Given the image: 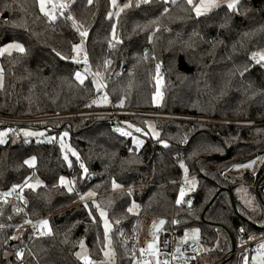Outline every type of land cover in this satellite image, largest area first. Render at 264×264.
<instances>
[{
	"label": "trees",
	"instance_id": "1",
	"mask_svg": "<svg viewBox=\"0 0 264 264\" xmlns=\"http://www.w3.org/2000/svg\"><path fill=\"white\" fill-rule=\"evenodd\" d=\"M127 2L117 0V5L123 8ZM131 4L119 16H109L116 8L111 0H74L51 20L37 0H0V45L20 42L25 48L0 58V111L33 116L113 103L226 118L242 125L135 120L132 124L147 135L140 145L114 130L107 118L0 125V130H13L0 144V191L20 185L14 191L24 203L19 212L12 211L11 202L0 204V264H14V252L25 244L26 264H85L76 255L82 240L94 264L103 260L101 221L79 202L89 190L97 192L113 225L115 264H130L119 236L134 230L144 216L167 218L169 223L175 219L178 231L198 229L208 249L202 253L203 264L230 253L241 229L246 234L264 232V160L256 175L246 172L240 179L223 174L264 154V67L251 59L252 53L264 50V0H239L232 10L220 5L201 16L186 0ZM77 28L88 33L79 63L70 58L72 45L81 42ZM113 31L118 39H113ZM84 53L92 76L80 83L75 73L87 67L82 64ZM93 76L102 88L97 89ZM158 77L163 84L156 105ZM103 93L107 104L92 103ZM24 128L43 129L54 139L28 138ZM65 132L79 156H71L70 165L59 142ZM33 156L35 166L29 167L24 161ZM61 176L74 181L73 191L60 184ZM26 178L29 184L41 183L34 189L24 187ZM113 180L122 187L114 189ZM190 182L192 191L177 204L178 191ZM243 185L254 191L257 210L242 203L237 189ZM133 202L137 207L129 212ZM32 219H47L50 234L31 237L26 221ZM239 263L233 256L218 264Z\"/></svg>",
	"mask_w": 264,
	"mask_h": 264
},
{
	"label": "built area",
	"instance_id": "2",
	"mask_svg": "<svg viewBox=\"0 0 264 264\" xmlns=\"http://www.w3.org/2000/svg\"><path fill=\"white\" fill-rule=\"evenodd\" d=\"M87 67H91V61L89 59ZM82 64L83 61H82ZM85 65V64H84ZM86 66V65H85ZM75 118H107L111 121L112 128L114 130L122 128L125 131L131 132V136H124L128 139H147V135L143 128L138 125L132 124L135 120H146V121H174V122H196V123H209V124H219V125H242V121L231 120L226 118L218 117H207L201 116L194 113H183V112H174L166 111L159 109H147V108H138V107H125L118 106L111 103L106 107H93L85 110H76L68 112H44L39 113L33 116H15L5 114L0 111V125L14 127L20 125H46L54 124L64 120H70ZM131 125V126H130ZM136 128H141V132H136ZM117 131V130H116ZM118 132V131H117ZM50 137L44 138L45 141L49 142ZM237 165V164H236ZM235 165L231 166V169L235 170ZM227 171H224L226 173ZM180 191V190H179ZM179 191L176 196V201L179 195ZM192 186H187L185 192H191ZM264 192V189H263ZM4 193H9L4 195ZM2 202H11L12 211L19 212L24 208V203L21 197V194L17 191H0V204ZM141 209V206H140ZM160 220H164L165 223L160 226L159 230L153 228V224H159ZM38 219H32L29 223V230L31 237H41L39 227L34 228L33 224L38 222ZM175 219L169 223L167 218L157 217L150 219V222L145 229L139 230L135 227L131 231H121L119 236V241L121 242L122 247L126 251V256L130 261V264H135L138 260H150L151 264H155L156 259L161 261H167L168 264H203L202 263V243L197 239L195 242L188 240L187 243L182 242V238L185 235L187 230L188 234L191 235V230L193 228H186L183 231H178L176 228ZM156 233L155 237L153 233ZM249 236H252L253 239H249ZM157 240L159 254L158 256H151L147 252L142 256L140 249L147 248V245L153 241ZM165 241L167 243H165ZM264 243V232L246 234L243 231L238 235L234 248L227 255L219 258L216 261L209 262L206 264H218L222 260L236 256L239 260V264H244L243 257L247 256V264H251V258L253 253L259 252V245ZM27 244L20 247L14 252V264H26L25 262V250L27 249ZM179 248V252L176 249ZM21 252L23 255L18 257L17 253ZM182 253V255H181ZM116 263V257L113 255L111 257V262ZM113 262V264H114ZM98 264H110L104 263L101 260Z\"/></svg>",
	"mask_w": 264,
	"mask_h": 264
},
{
	"label": "snow or ice",
	"instance_id": "3",
	"mask_svg": "<svg viewBox=\"0 0 264 264\" xmlns=\"http://www.w3.org/2000/svg\"><path fill=\"white\" fill-rule=\"evenodd\" d=\"M50 2V0H37V3L39 5V9L42 13H44V15H46L49 19L51 20H54L56 17L55 15H53L52 11L48 10L46 8V3ZM149 0H136V6H139L140 3H148ZM174 2V0H173ZM71 3V0H60L59 2V8L61 9V14H63V10L64 9H67L69 7V4ZM88 3L91 4L92 3V0H88ZM111 3L113 6H117V11L115 12V15L116 16H119L120 15V12L123 11L124 8H128V7H131L132 4H131V0H128L127 3H125L123 5V8H120L118 7L117 5V0H111ZM186 3L187 5H189L191 7V10L196 14V16H201L202 14L204 13H207L209 12L211 9L213 8H216V7H219L220 6V0H186ZM237 5V0H227V7L232 10L236 7ZM56 5H53V10L55 9ZM165 12L168 11V9H164ZM113 15V13H109V16ZM67 19L69 20H72L73 21V27H76V21L74 19V17L71 16V14H69L67 16ZM115 25H113V30L115 29ZM77 31H79V28H77ZM79 34H80V37H81V42L79 44H74L72 45V53H74V55H72L70 58L79 63V55L80 53L84 52V49H83V38L86 37L88 35L87 31H79ZM113 39H118L115 35V31H113ZM111 46V44H110ZM11 49H15L17 50L18 52H25V48L24 46L21 44V43H16V42H12V43H9V44H6L4 47L0 48V54L6 52V51H9ZM57 56H61V53L57 52L56 53ZM84 61L83 63L87 66L88 64V60H87V54L84 53ZM62 59H69V57H61ZM251 59L256 61L257 63H261V62H264V50H261L259 52H254L251 54ZM108 61H105V66L107 65ZM157 68H159V65H157ZM87 70V68H86ZM96 77H99L100 76V73H95L94 74ZM75 78L80 81V83H83L84 82V77L79 73V72H76L75 73ZM96 87L97 89H100L103 87L102 84L100 83H96ZM109 101H108V97L107 95H103L99 100H93L92 103H96V104H107ZM123 103V101H121V104ZM131 126V125H130ZM118 132H120L122 135H125V136H131V132H128V131H125L124 129L122 128H118L116 129ZM10 131H13L12 129H5L4 131L0 132V144H3L5 142V136L8 132ZM24 132V135L25 136H30V135H38L37 133H34V132H30L28 130H22ZM136 132H141L142 129L141 128H136L135 129ZM154 136H158V133H153ZM39 135H43V133H39ZM68 133L65 132V133H61V137H65L67 136ZM50 140L51 139H54V138H49ZM134 143H136L137 145L141 144L142 141L140 140H134L133 141ZM161 143H165V146H166V142L164 141H161ZM61 147L62 149L63 148H68L67 145H65L63 143V139H61ZM69 151L72 152V154L74 156L77 157V159L79 160V156L78 154L75 152V150L71 149V148H68ZM65 160L68 159L67 155H65ZM35 162H36V158L33 156L27 160L24 161L25 164H27L29 167H34L35 166ZM252 163L253 162H249L247 164H238V165H235L234 167L236 168H248V167H251L252 166ZM71 164V161H69V165ZM181 167H184L183 163H181ZM80 168L83 169V172L84 173H87L88 169L85 167V165L83 163L80 164ZM185 171H187V169H185ZM59 182L60 184L62 185H65L67 188H68V191H73V184H74V181H67L65 177L61 176L59 178ZM41 183V181L37 180L35 184H29L27 182V178L25 180V184H24V187H29V188H36L39 184ZM187 183V181H186ZM195 185L193 184V187ZM112 187L115 189V188H119V187H122L121 185H118L116 183L115 180L112 181ZM18 188H21L20 185H13L12 186V189H10L9 191H14ZM131 189L128 190V194L131 195ZM9 193H4V195H8ZM89 196H95V193L92 192V191H89L87 193H84L83 195L80 196V199L81 200H84L85 197H89ZM185 196V188L182 186L180 188V191H179V195H178V198H177V201L176 203L179 204L181 202V199ZM93 203L95 204V201H93ZM189 204H191V201H188ZM246 204H251L252 201L251 200H246L245 201ZM85 208L88 207V204L85 203ZM137 207L135 205V203L133 202V205L132 207H129L128 208V211L131 212L133 211V208ZM96 208L99 210L100 212V217L101 219L103 220V227H104V239L106 241V244H105V247L108 248V251H105V256H113L114 255V252L112 251L110 245H111V240H110V236H109V231H110V228H111V225L107 219V215H106V212L103 210V209H100L99 208V205H96ZM89 215H91V212L89 213ZM26 223H32L31 221H26ZM165 223L164 220H160L159 221V224H156L154 223L153 224V228L156 229V230H159L160 229V226H162L163 224ZM173 223H177V221H173ZM0 227H3V225H0ZM33 227L36 228V227H39L40 229V234L41 235H45V234H50L51 232V229L49 227V223H48V220L47 219H44V220H40L36 223L33 224ZM241 231H243V229H241ZM156 233L154 232L153 233V236L155 237ZM198 238V229H193L191 230V235L188 234L187 230L185 232V235L184 237L182 238V242L184 243H187L188 240H192L193 242H195ZM249 239H253L252 236H249ZM165 243H167L165 241ZM80 247H81V250L83 251L84 250V243L83 241L80 242ZM177 252H179V248L176 249ZM140 252H141V255L143 256L146 252L155 257V256H158L159 254V248H158V243H157V240L154 238L153 241L151 243H149L147 245V248H141L140 249ZM23 254L21 252H18L17 253V256L20 257L22 256ZM76 255L78 257H80V259H82L85 264H94L93 261L90 260V258L88 257V255L86 254H82V252H77ZM182 255V253H181ZM247 256H244L243 257V260H244V264H247ZM252 259L254 261L257 262V264H264V243H261L259 245V252H258V256H253ZM135 264H151V261L150 260H138L135 262ZM155 264H168L167 261H161L159 259H156L155 261Z\"/></svg>",
	"mask_w": 264,
	"mask_h": 264
},
{
	"label": "rangeland",
	"instance_id": "4",
	"mask_svg": "<svg viewBox=\"0 0 264 264\" xmlns=\"http://www.w3.org/2000/svg\"><path fill=\"white\" fill-rule=\"evenodd\" d=\"M73 1L74 0H71V3L70 4H72L73 3ZM166 1H173V0H166ZM175 1V0H174ZM239 0H237V2H238ZM59 2H60V0H50V2H48V3H46V8L48 9V10H50V11H52V13H53V15H55V17L57 18L60 14H61V9L59 8ZM69 4V5H70ZM53 5H56V7H55V9L53 10ZM220 5H227V0H220ZM118 7H120V6H118ZM214 9V8H213ZM213 9H211L210 11H212ZM63 11H65V9L63 10ZM117 11V6H116V8L113 10V14H115V12ZM209 11V12H210ZM208 13V12H207ZM55 18V19H56ZM54 19V20H55ZM10 43H12V42H10ZM16 43H20V42H16ZM9 44V43H8ZM22 44V43H21ZM23 45V44H22ZM5 45H0V48H2V47H4ZM15 52H18L17 50H15V49H11V50H9V51H6V52H4V53H2V54H0V58L2 57V56H4V55H9V54H12V53H15ZM263 67H264V62H261L260 63ZM86 68H87V70H86ZM79 73L84 77V80L86 79V77L87 76H92V72H91V70H90V68H88V67H85L83 70H81V71H79ZM93 79L95 80V82L96 83H100L94 76H93ZM3 84V76H2V72H1V64H0V85H2ZM101 84V83H100ZM162 84H163V80H162V78L161 77H158L157 78V80H156V92H155V94H154V104H156V105H158L159 103H160V101H161V97H162ZM104 95V93L102 94V96ZM5 129H2V130H0V132H2V131H4ZM24 130H28V131H30V132H34V133H37L38 135H30V136H26V137H31V138H35L36 140H41L42 139V137H44V136H46V132H45V130H43V129H32V128H24ZM39 133H43V135H39ZM25 136V135H24ZM47 137V136H46ZM5 141H6V136H5ZM61 139H63V143L65 144V145H67L68 146V148H71V149H73V147L69 144V142H68V135L67 136H65V137H61L60 136V138H59V142H60V145H61ZM136 140H140V139H136ZM141 141V140H140ZM140 145V144H139ZM68 148H63L62 149V147H61V149H62V152H63V155H64V157H65V155H67V157H68V161H70V157L71 156H74L73 154H72V152L71 151H69L68 150ZM74 150V149H73ZM261 156H263V157H261ZM259 157H261V159L260 160H258V161H256V165H255V167H254V169H241V170H233V169H231V167H229L227 170H225V171H227L226 173H224L223 172V174H225V175H229V176H232L233 178H240V179H243L244 178V175L246 174V172H249V173H252V174H254V175H256L257 174V172H258V170L260 169V167H261V165H262V162H263V160H264V154H262V155H260V156H258L257 158H259ZM254 160V159H253ZM253 160H251V161H253ZM250 162V161H249ZM36 163V162H35ZM236 165V164H235ZM238 165V164H237ZM233 166V165H232ZM188 186H192L191 185V182L188 184ZM116 190L117 189H119V188H115ZM89 191H92V192H94L95 193V196H89V197H85V199L84 200H79V202H81V203H83V204H85V203H87L88 204V209L90 210V211H92L99 219H100V221H101V224H102V227H103V220L101 219V217H100V212H99V210L96 208V205H99V208L100 209H103L105 212H106V215H107V219H108V221H109V223H110V225H111V228H110V231H109V236H110V240H111V245H110V247H111V249H112V251L114 252V255H115V251H114V249H113V244H112V232H113V225H112V223H111V221L109 220V217H108V214H107V211H106V209L101 205V203L99 202V196H98V194H97V192L96 191H94V190H89ZM88 191V192H89ZM87 193V192H86ZM237 194L239 195V197L241 198V200H242V203L246 206V207H248V208H250L251 210H253V211H255V210H257V208H258V204H257V199H256V196H255V193H254V191L253 190H251L250 189V187L248 186V185H243V186H241V187H239L238 189H237ZM246 200H251L252 201V203L249 205V204H246L245 203V201ZM93 201H95V204L93 203ZM147 217L146 216H144V219L143 218H141V219H139V220H137V229H139V230H142V229H145L146 228V226L148 225V223L150 222V219H146ZM44 220V219H43ZM49 223V222H48ZM49 227H50V225H49ZM103 229H104V227H103ZM199 241H200V239H201V235H200V232L198 231V238H197ZM83 241V243H84V250L82 251L81 250V247H80V244H79V247H78V250H77V252H82V254H86V255H88V249H87V246H86V243H85V241L84 240H82ZM201 242V241H200ZM105 244H106V242H105ZM202 249H203V253L205 252H207V248L205 247V246H203L202 245ZM105 251H108V248H106L105 247V249H104V253H105ZM103 253V261H104V263H110V264H113V262H114V259H113V261L111 262V257L112 256H105V254ZM253 256H258V254L257 253H253ZM252 256V257H253ZM89 257V256H88ZM78 258H80V257H78ZM90 258V257H89ZM206 258V256L204 257V259ZM82 260V259H81ZM90 260L91 261H93L94 262V260H92L91 258H90ZM205 260H208V258H206ZM114 264H115V262H114ZM251 264H257V262L256 261H254L252 258H251Z\"/></svg>",
	"mask_w": 264,
	"mask_h": 264
},
{
	"label": "bare ground",
	"instance_id": "5",
	"mask_svg": "<svg viewBox=\"0 0 264 264\" xmlns=\"http://www.w3.org/2000/svg\"><path fill=\"white\" fill-rule=\"evenodd\" d=\"M261 157H263V156H261ZM261 157H259V158H255L253 161H251V162H253L252 163V166L251 167H248V168H234L235 170H241V169H254V167H255V165H256V161H258V160H260L261 159ZM247 163H249V162H246V163H242V164H247Z\"/></svg>",
	"mask_w": 264,
	"mask_h": 264
}]
</instances>
